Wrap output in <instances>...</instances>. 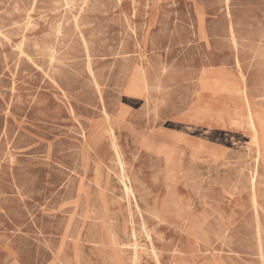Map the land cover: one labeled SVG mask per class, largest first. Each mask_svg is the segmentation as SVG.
<instances>
[{"label": "rangeland", "instance_id": "rangeland-1", "mask_svg": "<svg viewBox=\"0 0 264 264\" xmlns=\"http://www.w3.org/2000/svg\"><path fill=\"white\" fill-rule=\"evenodd\" d=\"M0 47V264H264V150L212 90L264 117V0H0Z\"/></svg>", "mask_w": 264, "mask_h": 264}, {"label": "bare ground", "instance_id": "bare-ground-1", "mask_svg": "<svg viewBox=\"0 0 264 264\" xmlns=\"http://www.w3.org/2000/svg\"><path fill=\"white\" fill-rule=\"evenodd\" d=\"M225 4L227 5L228 3V0H224ZM227 13V12H226ZM224 16V15H223ZM230 18V17H229ZM198 22H199V34L201 36H203V31H202V24H201V18L198 16ZM190 21V20H189ZM238 26V25H237ZM216 31V30H215ZM215 33V32H214ZM229 33L230 35L233 37L234 36V33H233V29L232 28H229ZM262 33V32H261ZM217 34V33H216ZM214 35V34H213ZM7 39V38H6ZM6 41V40H4ZM8 41V40H7ZM90 42V41H89ZM217 42V41H216ZM10 45V44H9ZM251 47V46H250ZM1 48V47H0ZM19 51V50H18ZM56 52V51H55ZM236 53V51H235ZM202 56V55H201ZM50 61V60H49ZM17 64V63H16ZM18 66V65H17ZM237 67H239V64L237 63ZM52 69V68H51ZM138 80H139V84L141 85L142 87V90L144 92V84H142V79L140 77H137ZM240 83H241V87H238L237 85H232L228 82L226 83H222V84H219L218 86L216 85L215 88H213L212 90H217L219 92H223V93H232V94H238L240 96H242V99L245 103V120H246V125H247V128H248V131L250 133V135H252V142H253V145L257 151V156H259L260 152L262 150H264V117H258L256 116L252 109L250 108V105H249V102H248V99H247V95L245 93V90H244V84H243V80L241 81L240 80ZM13 85V84H12ZM13 87V86H12ZM209 86L207 84H202V88H205L207 89ZM129 91V86L126 88V95ZM147 102V101H146ZM118 117V114L117 116ZM103 118L104 120L106 121V123L109 125L108 126V129H107V134H108V137L110 139V148H111V151H112V154L115 158V160L117 161V164H118V167L120 169V181H121V184H122V187H123V193L126 195V197L128 199H135L134 198V193L132 191V188L130 187L129 185V182H128V179L126 178L125 174H124V167H123V163L121 161V154H120V151H119V148L115 142V128L110 126L111 122H112V119L104 112L103 113ZM234 154V153H233ZM246 164V163H245ZM255 171V170H254ZM235 192V191H234ZM134 202V201H133ZM254 207V206H253ZM128 211V210H127ZM154 217V215H153ZM155 218V217H154ZM212 218V217H211ZM130 219V218H129ZM88 221V220H87ZM142 224V223H141ZM117 234V233H116ZM114 234V235H116ZM147 236V235H146ZM134 237V236H133ZM138 237V236H137ZM148 237V236H147ZM149 238V237H148ZM225 238V237H224ZM114 239V238H113ZM118 239V237H117ZM117 239L115 241H117ZM150 239V238H149ZM68 240V239H67ZM134 240V239H133ZM140 240V238H139ZM118 242V241H117ZM119 243V242H118ZM144 243V242H143ZM135 245V244H134ZM131 247V246H130ZM136 247V246H135ZM151 248V247H150ZM135 252V251H133ZM152 252V251H151ZM155 255V254H154ZM153 255V256H154ZM133 257V256H132ZM136 257V256H135ZM83 262V261H82ZM134 262V260H133ZM158 263V262H157Z\"/></svg>", "mask_w": 264, "mask_h": 264}]
</instances>
